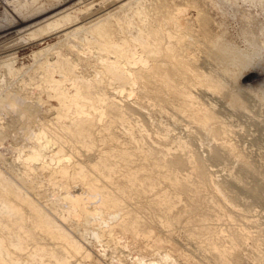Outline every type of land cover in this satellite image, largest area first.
I'll return each instance as SVG.
<instances>
[{
  "label": "rangeland",
  "instance_id": "374dc122",
  "mask_svg": "<svg viewBox=\"0 0 264 264\" xmlns=\"http://www.w3.org/2000/svg\"><path fill=\"white\" fill-rule=\"evenodd\" d=\"M24 1L31 11L68 10L64 15L77 26L103 16L109 30L106 52L84 33H52L21 51L18 63L30 65L33 52L52 47L51 60L62 63L54 78L69 79L82 94L94 100L102 95L106 101L94 102L102 113L92 129L96 151L117 155L126 150V164L113 158L118 170L131 168L147 177L138 192L130 193L118 175L109 179L85 169L98 189L118 198L120 207L101 211L95 222L64 225L84 252L72 264H264V0ZM4 10L3 5L0 17ZM158 28L169 35L160 42L162 50L169 42L178 43L177 50L134 69L135 83L116 80L95 65L100 57L116 58L114 52L125 47L139 55L153 44ZM207 87L215 89L214 95ZM184 92L195 107L183 106ZM46 99L36 94L33 104L38 102L28 111L57 107ZM27 108L13 112L25 115ZM197 117L204 123L194 121ZM4 137L0 172L20 180L11 165L16 150ZM82 161L83 166L96 162L88 156ZM26 185L22 190L30 197L57 209L52 201L59 195L48 196L41 180ZM77 188L86 190L85 185ZM163 203L171 204L170 212ZM127 218L138 219L136 234L128 231ZM91 231L102 235L97 239ZM42 239L27 244L20 263L35 246L54 244Z\"/></svg>",
  "mask_w": 264,
  "mask_h": 264
},
{
  "label": "bare ground",
  "instance_id": "6f19581e",
  "mask_svg": "<svg viewBox=\"0 0 264 264\" xmlns=\"http://www.w3.org/2000/svg\"><path fill=\"white\" fill-rule=\"evenodd\" d=\"M4 7V13L0 17V148L5 141L1 139V136L8 135L6 138L9 139L10 146L17 153L11 165L15 169L13 171L17 173L16 177L19 176L20 180H12L0 172V264H72V259L82 255L83 248L72 239L70 230L68 232L64 225L95 222L101 211L120 207L118 198L108 197V194L98 189L91 181V176L86 174L85 169L99 176L105 175L109 179L118 175L127 183L130 193L138 192L141 181L147 177L136 174L131 168L122 173L118 170V161L113 158L126 164L128 162L126 150L122 149L123 151L118 152L117 155H113L111 150L96 151L97 141L95 142L92 138V129L101 122L102 113L96 111L94 102L104 105L106 101L102 95L94 100L82 94L81 88L69 79L56 80L54 71L62 67V63H53L56 61L54 56H52L54 60H51L52 47L33 52L30 65L19 64L18 58H20L21 51L33 46L38 39H43L52 33L54 35L68 34V36L84 33L91 36L92 41L98 43L100 49L106 52L109 47L105 39L109 30L105 22L100 20L103 16L77 26L78 21L71 22V15H64V12L68 10L53 8L42 9L40 12L31 11L24 0L9 1ZM166 36L169 38L162 28H158L152 33L153 44L146 47L139 55L129 47H125L114 52L116 58L100 57V62H96L95 65L104 70L106 75L133 84L139 78L133 70L143 69L147 59H154L163 52L175 54L178 43L173 45L169 42L166 48L164 47V51L162 50L160 42ZM61 56L59 58H62ZM119 59H124V62H119ZM66 82L69 83L67 89H65ZM94 84L95 82L93 86ZM123 85L122 87H127ZM198 85H200L199 82ZM206 91L212 93L211 95L215 93L213 88H208ZM36 94L44 95L48 100L55 101L57 107H51L45 112L39 109L28 111L27 107L35 108L38 100L40 101L38 99L33 104L36 101ZM181 98L185 107L197 105L194 98L187 92L182 93ZM104 101L105 103L102 104ZM31 104L34 106L32 107ZM15 107L16 109L17 107L27 108L28 113L16 114L20 108L13 112ZM194 121L204 123L202 117L194 118ZM76 147L80 148V151L75 152ZM93 152H95L94 156H90ZM2 156L0 154V160L5 158ZM87 156L93 161L96 160L92 166H83L82 158ZM29 179L32 185L33 182L41 180L42 185L46 187L45 191L50 192L48 196L56 195L57 197L59 195L58 199H54L55 201L51 200L56 202L57 209L53 208V203L47 204L48 200L44 202L45 204L39 203L42 199L38 198L40 199L38 201L37 197H30L27 191L22 190L26 183L31 184L28 182ZM22 183L25 184L22 185ZM78 185L81 188L85 185L86 190H79ZM118 191L121 192L122 189ZM36 195L39 194L35 193ZM97 198H101L98 203L95 202ZM158 201L166 202L164 199ZM163 205L166 204L163 203ZM166 208L170 212L171 204L169 203ZM59 209H64L65 214L60 213ZM52 212H54L53 215ZM55 217L59 220L57 221ZM126 220L128 231L136 234L138 219L127 218ZM87 231L83 234L86 235ZM92 234L97 239L102 235L99 231L92 232ZM41 235L42 240L47 239L51 241V244L53 241L54 244L48 245L49 248L35 246L29 257L20 263V255L27 250V244L34 242ZM221 256L223 257L224 254L222 253Z\"/></svg>",
  "mask_w": 264,
  "mask_h": 264
},
{
  "label": "built area",
  "instance_id": "2783aa9c",
  "mask_svg": "<svg viewBox=\"0 0 264 264\" xmlns=\"http://www.w3.org/2000/svg\"><path fill=\"white\" fill-rule=\"evenodd\" d=\"M9 1H11V0H0V7L2 8L3 5H5Z\"/></svg>",
  "mask_w": 264,
  "mask_h": 264
}]
</instances>
